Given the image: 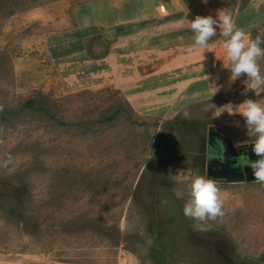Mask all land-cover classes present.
<instances>
[{
    "label": "rangeland",
    "instance_id": "1",
    "mask_svg": "<svg viewBox=\"0 0 264 264\" xmlns=\"http://www.w3.org/2000/svg\"><path fill=\"white\" fill-rule=\"evenodd\" d=\"M218 9L264 37V0H0V264H264V183L233 166L264 86L189 27ZM197 175L223 216L183 214Z\"/></svg>",
    "mask_w": 264,
    "mask_h": 264
},
{
    "label": "clouds",
    "instance_id": "2",
    "mask_svg": "<svg viewBox=\"0 0 264 264\" xmlns=\"http://www.w3.org/2000/svg\"><path fill=\"white\" fill-rule=\"evenodd\" d=\"M207 3V0H204ZM189 27L194 33V43L204 52L212 51L209 41L216 36H223L225 56L215 57L222 61V66L230 71L229 82L234 83L238 78L244 77L241 83L244 85L241 90L242 95H246L250 90H256L259 86H264V74L261 73L258 58L264 56V37L257 34L255 38H250L246 32L235 24L230 12L218 9L215 16L196 15L190 20ZM215 53V52H214ZM216 91L222 85L216 84ZM215 91V92H216ZM214 92V93H215ZM214 95V94H213ZM232 114L230 107H223L216 112L215 117H219L224 111ZM239 113L244 122L246 134L253 137L252 151L259 157L256 160H237L233 166H249L253 170L254 180L264 183V104L256 99L247 97L238 104ZM183 116L189 118L187 110ZM236 126H240L238 123ZM14 157L11 153L6 155L0 166L7 168L13 163ZM223 162V161H222ZM223 201L219 197V189L215 179L197 175L192 179L190 185V198L183 205V214L194 220L205 221L223 216Z\"/></svg>",
    "mask_w": 264,
    "mask_h": 264
},
{
    "label": "crops",
    "instance_id": "3",
    "mask_svg": "<svg viewBox=\"0 0 264 264\" xmlns=\"http://www.w3.org/2000/svg\"><path fill=\"white\" fill-rule=\"evenodd\" d=\"M104 10V11H103ZM126 10H127V8L125 7V9L124 10H121V11H119V12H117V13H115V16H116V18L117 19H119V17H121V18H124L125 19V15H127V12H126ZM103 12H105V8H101L99 11H97V12H95V10H93V12L91 11V13H90V15L92 14V13H94V15H98V14H103ZM180 13V11H176V14L177 15H180L179 14ZM100 15V16H101ZM108 15V14H107ZM105 16H106V12H105ZM128 17V16H127Z\"/></svg>",
    "mask_w": 264,
    "mask_h": 264
}]
</instances>
